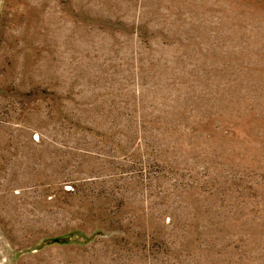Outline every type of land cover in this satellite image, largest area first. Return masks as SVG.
Here are the masks:
<instances>
[{"label":"rangeland","instance_id":"obj_1","mask_svg":"<svg viewBox=\"0 0 264 264\" xmlns=\"http://www.w3.org/2000/svg\"><path fill=\"white\" fill-rule=\"evenodd\" d=\"M0 264H264V0H0Z\"/></svg>","mask_w":264,"mask_h":264}]
</instances>
